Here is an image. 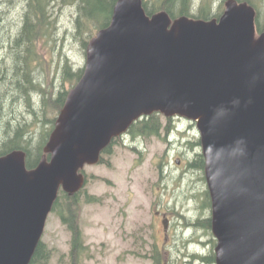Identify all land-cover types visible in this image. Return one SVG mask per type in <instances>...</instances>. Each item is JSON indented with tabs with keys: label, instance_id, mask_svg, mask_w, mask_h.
<instances>
[{
	"label": "water",
	"instance_id": "water-1",
	"mask_svg": "<svg viewBox=\"0 0 264 264\" xmlns=\"http://www.w3.org/2000/svg\"><path fill=\"white\" fill-rule=\"evenodd\" d=\"M219 19L145 14L117 0L86 46L33 169L25 153L0 157V264H29L61 189L81 190L85 166L143 116L195 123L211 201L215 264H264V34L255 10L226 0Z\"/></svg>",
	"mask_w": 264,
	"mask_h": 264
},
{
	"label": "rangeland",
	"instance_id": "rangeland-1",
	"mask_svg": "<svg viewBox=\"0 0 264 264\" xmlns=\"http://www.w3.org/2000/svg\"><path fill=\"white\" fill-rule=\"evenodd\" d=\"M199 1L196 0L193 12H196ZM208 1L212 12H217L222 3L223 12L224 0ZM253 2L259 10V19H263L264 0ZM23 5V0H5L1 5L9 34L18 28ZM52 10L57 20L56 35L54 33L48 41L38 43L41 67H38L37 79L52 96L58 91L67 95L76 84L72 87L60 78L63 66L66 62L71 70L84 69L85 54L79 41L73 37L75 9L57 2ZM258 36L255 35V39ZM2 51L0 60L4 62L8 50ZM35 95L36 92L32 93ZM16 109L23 112L24 120L31 123L24 108ZM51 113L52 110L48 109L47 114ZM161 125L165 126L164 121ZM183 125L180 131L185 128L184 135L179 136L173 146L168 147L163 134L158 138L140 140L141 154L130 149L135 146L132 143L123 146L121 142L111 148L110 154L104 155V163L84 168V173L92 176L84 195L94 197L98 202L84 204L85 197L81 198L79 225L89 248L83 264H183L207 254L202 242L211 236L206 234L205 228L197 225L198 221L210 217L203 195L207 191L206 182L202 170L185 167L186 162L189 164L201 154L200 146L195 143L199 134L193 122L186 120ZM170 140L174 141V138ZM175 159L185 163L176 165ZM166 161L167 165L164 164ZM166 204L171 207L168 216L173 237L164 246L161 225L153 217L158 205ZM41 241L53 250L49 264H68L70 233L54 213L47 217ZM153 242L158 246L151 247ZM154 253L160 256L157 263Z\"/></svg>",
	"mask_w": 264,
	"mask_h": 264
},
{
	"label": "trees",
	"instance_id": "trees-1",
	"mask_svg": "<svg viewBox=\"0 0 264 264\" xmlns=\"http://www.w3.org/2000/svg\"><path fill=\"white\" fill-rule=\"evenodd\" d=\"M236 1L246 3L255 10L256 34H264V18L259 19V10L253 0ZM4 2L5 0H0V8ZM23 2L22 19L18 28L10 34L4 25L5 14L0 11V53H3L4 49L8 50L6 61L0 60V157L13 151H22L25 153V166L30 170L35 168L43 157L48 160L49 155L45 154L43 149L66 98V93L62 91L52 96L43 89L37 79L40 69L38 67H41L38 43L45 39L48 41L54 33L56 35L57 20L52 8L58 2L60 5L75 9L73 37L79 41L85 54L88 41L99 30L109 25L117 0H23ZM195 4L196 0H142L145 14L149 17L166 12L171 20L180 17L212 20L219 19L222 14V3L217 12H212L211 2L209 3L208 0H200L196 12H193ZM55 41L56 39L53 40ZM82 74L83 69L71 70L65 62L59 77L73 87ZM34 92L37 93L35 96L38 98L32 96ZM16 107L25 109L31 123L24 120V113L18 111ZM48 109L52 110V117L51 114H47ZM158 119L159 117L153 114L144 122L135 121L126 133L131 137L144 139L158 137L160 132L162 133V125ZM168 127L167 125L164 129L167 131ZM119 143L121 142L118 137L112 139L109 146L103 150V155L110 154L111 148ZM197 145L199 146L200 143ZM103 161L102 157L101 163ZM203 166L202 155H196L191 167L201 171ZM86 184L72 195L60 189L51 210L70 233L68 264H83L89 253L79 225L81 198L85 197L84 204L96 203L98 200L84 195ZM208 194L206 191L203 195L206 200L204 203L209 209ZM197 223L206 231L210 228L208 218ZM52 255L53 250L41 241L29 264H49ZM159 257L158 253H154L155 263Z\"/></svg>",
	"mask_w": 264,
	"mask_h": 264
},
{
	"label": "flooded vegetation",
	"instance_id": "flooded-vegetation-1",
	"mask_svg": "<svg viewBox=\"0 0 264 264\" xmlns=\"http://www.w3.org/2000/svg\"><path fill=\"white\" fill-rule=\"evenodd\" d=\"M155 115H157L159 117L158 121L159 123L161 124L162 121H164L165 123V126L163 127L162 126V133L160 132V135L163 134L164 136H166V143L169 146H171L172 144H175L177 138L179 136H183L184 135V132H185V128L184 130H181L180 129L182 128L183 125V121L186 122L185 119L181 118V117H177V116H174V117H166L160 113H153ZM153 114L149 115V116H152ZM149 116H143L141 118H139L138 122H144L147 120V117ZM192 124V123H190ZM194 124V123H193ZM169 126L167 131L166 129H164L166 126ZM195 127V124L194 126ZM160 135L158 137H160ZM156 137V138H158ZM174 138V141L170 140L171 138ZM119 138V141L122 142L123 146H126V144H131V145H135L134 148H136V153L139 152L141 154V148L139 146V141L140 140H144L143 139H140V138H137V136L135 137H131L129 134H127L126 132L124 134H122L121 136L118 137ZM138 140V141H137ZM196 144L200 143V139L199 137L197 138ZM137 144H138V147H137ZM173 146V145H172ZM200 146V145H199ZM130 147V145H129ZM173 148V147H172ZM103 152H101L100 154V160H99V164H101V158L103 157V160H104V155H107V154H104L103 155ZM105 162V160L103 161V163ZM181 163H185V162H182L180 159H175V164L176 165H181ZM191 162H186L185 164V167L188 166L192 169H196L194 167H191ZM164 164H168V162L166 161ZM96 166V165H95ZM92 167V166H91ZM188 170V169H187ZM83 175L85 176V184L88 182L89 178L92 177L91 175H87L86 173H84V170L82 171ZM202 173L204 175V166H203V170H202ZM205 179V177H204ZM85 186V185H84ZM83 186V187H84ZM209 195V194H208ZM210 198V197H209ZM136 201H137V197H136ZM159 204H163L162 202H160ZM171 207L166 204L165 206L163 205H158L157 209L155 210V213H154V220L156 222H159V224L161 225V232H162V235H163V241H164V246L168 245V242L172 240V237H173V227H172V224H171V220H170V217L168 216V210H170ZM209 211H210V216H211V203H210V207H209ZM208 219H210V228L208 231H206V234H208L209 236H211L210 239H207L206 238V241L205 242H202V244L205 245L206 249H207V254H203V255H200V257L198 258H195L194 261H184L183 264H215V256L213 255L214 254V248L216 246V240L214 239V237L212 236V232H211V218L209 217ZM137 224V223H136ZM151 226H153V222L151 223ZM192 226H196V224H192ZM200 228H202V226H200ZM136 233H137V227H136ZM142 239V238H141ZM145 243V242H144ZM199 243L201 244V242L199 241ZM151 247H157L158 244L157 242H153L150 244Z\"/></svg>",
	"mask_w": 264,
	"mask_h": 264
}]
</instances>
